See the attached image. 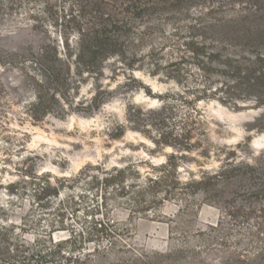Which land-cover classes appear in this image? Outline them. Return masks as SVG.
Segmentation results:
<instances>
[{
  "label": "trees",
  "instance_id": "trees-1",
  "mask_svg": "<svg viewBox=\"0 0 264 264\" xmlns=\"http://www.w3.org/2000/svg\"><path fill=\"white\" fill-rule=\"evenodd\" d=\"M208 1L90 0V12L78 29V50L70 54L75 58L73 62L68 54L61 57L51 44L30 53L0 46V66L6 68L32 56L40 77H30L35 99L27 106V114L33 121H41L65 97L74 71L82 78L99 74L104 63L115 57H120L129 69L140 62L139 68L175 85L153 94L133 75L129 76L130 83L119 84L128 88L124 92L142 88L157 99L159 106L128 100L124 121L109 128V138L121 139L129 128L146 136L156 147L192 151L203 146L202 137L207 133L201 103L218 101L237 109L240 101H254L264 107V0H238L242 11L235 16L189 12V7L207 8ZM3 5L0 0V15L6 10ZM141 42L149 44L145 54L139 48ZM111 93L104 95L97 85L91 107L102 106L105 96ZM5 98L0 71V107ZM203 154H209L208 148ZM175 158L167 155L160 166L146 162L155 171L146 175L136 163L110 169L99 163L85 166L70 179L32 174L21 189H16L15 183L9 184L6 189L10 195L18 196L19 190L22 194L31 192L33 204L44 210L70 182L85 183L101 195L96 205L84 211L80 226L65 221L70 211L77 214L78 202L69 201L58 208V226L69 232L65 238L57 236L54 224H48L49 230H29L27 226L34 223L33 219L23 216L18 223V219L4 215L8 208L0 203V264H206L204 254L221 251L234 225L247 230L249 236L239 237L219 264H264V171L247 167L252 187L245 195L251 201L244 204L233 195V178L238 176L233 158L214 172L202 171L198 178L191 175L188 180L181 179ZM201 191L221 207L222 214L207 230L183 236L185 242L194 236L198 243L193 245L185 243L165 252L140 251L129 242L130 230L120 228L109 217L113 206L129 209L132 218L156 215L166 201L172 200L181 203L182 213H189L197 207L195 198ZM251 219L256 222L251 223ZM172 221L171 229H178L184 222L181 215ZM110 253L113 255L107 258Z\"/></svg>",
  "mask_w": 264,
  "mask_h": 264
},
{
  "label": "rangeland",
  "instance_id": "rangeland-1",
  "mask_svg": "<svg viewBox=\"0 0 264 264\" xmlns=\"http://www.w3.org/2000/svg\"><path fill=\"white\" fill-rule=\"evenodd\" d=\"M2 3L6 8L0 15L2 48L30 53L41 45L51 44L57 47L63 58L77 52L80 43L78 29L90 12V0H2ZM206 7H189V12L235 16L242 11L238 0H210ZM138 44L145 54L148 42ZM32 59L30 55L24 62L6 68L0 66L6 89V98L0 107V203L4 202L8 208L6 212L2 211L4 215L18 219V223L23 216L33 219L34 223L27 226L33 232L43 228L49 230L48 224H54L57 236L65 238L69 232L58 226V208L69 201L78 202L77 214L70 211L65 221L80 226L86 209L96 205L100 191L98 195L96 188L70 182L61 190L60 197L53 199L51 207L44 210L33 204L29 196L31 192L22 194L19 190L18 196L10 195L6 189L9 184L15 183L16 189H21L32 174L70 179L85 166L99 163L107 169L136 163L138 170L146 175L155 172L146 162L160 166L165 163L167 155L176 157L174 161L182 180H188L191 175L198 178L202 171L214 172L224 161L233 158L238 175L233 178V195L237 202L247 204L251 201L245 195L246 190L252 187L246 171L248 166L264 171V107H259L254 101H240L237 109L218 101L201 103L205 110L207 133L202 137L203 146L192 151L170 146L156 147L146 136L129 128L124 137L111 140L109 128L118 121H124V107L128 100L148 107L159 106L157 99L142 88L124 92L128 88L118 87L119 84L130 83L129 76L133 75L150 87L153 94L166 91L175 84L160 80L162 76H152L146 68H139L140 62L129 69L120 57L110 58L99 74H86L82 78L74 71L65 97L43 120L33 121L27 114V106L35 99L30 77L39 78L40 71ZM74 59L70 56L71 62ZM97 85L104 95L108 91L112 93L105 96L102 106L92 108L90 100ZM207 148L209 154H203ZM195 204L197 207L193 206L189 213H182L179 201H166L156 215L149 213L135 218L129 217V209L113 206L109 217L120 228L130 230L129 242L136 249L165 252L185 243H198L194 236L186 242L183 236L195 234L196 230H207L209 225L219 220L221 207L213 203L208 194L201 191L195 198ZM178 215L184 222L178 229H171L172 219L177 220ZM250 221L256 222L255 219ZM245 235L249 236L247 230L234 225L221 251L204 254L206 264H219V259L233 250L239 237ZM112 255L110 253L107 258Z\"/></svg>",
  "mask_w": 264,
  "mask_h": 264
}]
</instances>
